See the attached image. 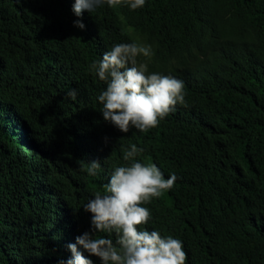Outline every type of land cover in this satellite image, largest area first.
<instances>
[{"label":"trees","instance_id":"16d2710c","mask_svg":"<svg viewBox=\"0 0 264 264\" xmlns=\"http://www.w3.org/2000/svg\"><path fill=\"white\" fill-rule=\"evenodd\" d=\"M73 2L0 0V264L66 260L90 230L83 204L133 143L138 160L177 175L144 205V227L181 239L185 264H264V0L105 4L80 18ZM132 41L152 45L138 57L150 72L184 81L185 102L122 133L103 120L105 83L89 66Z\"/></svg>","mask_w":264,"mask_h":264},{"label":"clouds","instance_id":"9594fccd","mask_svg":"<svg viewBox=\"0 0 264 264\" xmlns=\"http://www.w3.org/2000/svg\"><path fill=\"white\" fill-rule=\"evenodd\" d=\"M145 3L146 0H74L71 11L80 18L85 11L92 13L105 4L108 7L124 4L137 10ZM73 26L86 29L82 19L74 20ZM153 55L150 44L114 43L89 66L105 83L96 97L103 120L122 133L133 128L141 132L155 128L177 104L185 102L184 81L171 73L150 72L148 65L138 60ZM67 95L75 98L76 90ZM143 151L135 143L123 148L125 163L113 165L103 194H93L82 206L91 214L90 230L67 245L71 255L66 260L60 259L58 264H93V256L100 264H185L181 239L144 227L151 220V211L144 205L171 190L177 175L170 173L165 178L155 163L138 160ZM100 167V160H91L87 173L95 176Z\"/></svg>","mask_w":264,"mask_h":264},{"label":"rangeland","instance_id":"374dc122","mask_svg":"<svg viewBox=\"0 0 264 264\" xmlns=\"http://www.w3.org/2000/svg\"><path fill=\"white\" fill-rule=\"evenodd\" d=\"M141 43V42H140Z\"/></svg>","mask_w":264,"mask_h":264}]
</instances>
